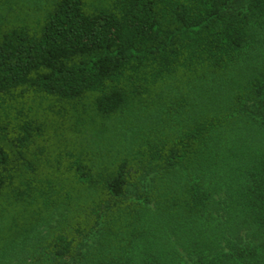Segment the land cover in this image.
Instances as JSON below:
<instances>
[{
  "label": "trees",
  "instance_id": "trees-1",
  "mask_svg": "<svg viewBox=\"0 0 264 264\" xmlns=\"http://www.w3.org/2000/svg\"><path fill=\"white\" fill-rule=\"evenodd\" d=\"M0 264H264V0H0Z\"/></svg>",
  "mask_w": 264,
  "mask_h": 264
}]
</instances>
